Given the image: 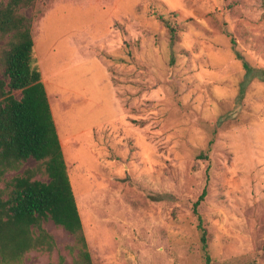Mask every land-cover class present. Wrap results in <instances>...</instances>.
<instances>
[{
    "label": "rangeland",
    "instance_id": "1",
    "mask_svg": "<svg viewBox=\"0 0 264 264\" xmlns=\"http://www.w3.org/2000/svg\"><path fill=\"white\" fill-rule=\"evenodd\" d=\"M20 12L93 264H204V188L211 263L264 264V0H34ZM27 168L47 181L29 157L0 177L2 198ZM41 226L50 250L0 264H80L69 231Z\"/></svg>",
    "mask_w": 264,
    "mask_h": 264
},
{
    "label": "trees",
    "instance_id": "2",
    "mask_svg": "<svg viewBox=\"0 0 264 264\" xmlns=\"http://www.w3.org/2000/svg\"><path fill=\"white\" fill-rule=\"evenodd\" d=\"M33 1H0V37L8 36L0 56V177L32 157L43 166L48 179H34V169L27 168L7 182L6 198L0 190V258L16 260L27 250L45 246L50 250L54 240L41 221L51 218L79 243L80 264H93L42 74L33 58L30 19L20 12ZM167 26L173 37L174 28ZM15 90L20 92L19 98L13 94ZM204 194L205 188L194 202L193 212L204 264H212L207 230L197 211ZM245 264L263 263L252 260Z\"/></svg>",
    "mask_w": 264,
    "mask_h": 264
},
{
    "label": "crops",
    "instance_id": "3",
    "mask_svg": "<svg viewBox=\"0 0 264 264\" xmlns=\"http://www.w3.org/2000/svg\"><path fill=\"white\" fill-rule=\"evenodd\" d=\"M43 79V78H42ZM47 96H48V94H47ZM48 100H49V97H48ZM50 101V100H49ZM51 111H52V109H51ZM52 116H53V113H52ZM55 122V121H54ZM55 125H56V123H55ZM56 129H57V127H56ZM60 139V138H59ZM61 142V146H63V143H62V141H60ZM63 149V148H62ZM65 159V158H64ZM66 163V162H65ZM69 175V174H68ZM83 225V224H82ZM83 231H84V226H83ZM85 233V232H84ZM87 239V238H86Z\"/></svg>",
    "mask_w": 264,
    "mask_h": 264
},
{
    "label": "bare ground",
    "instance_id": "4",
    "mask_svg": "<svg viewBox=\"0 0 264 264\" xmlns=\"http://www.w3.org/2000/svg\"><path fill=\"white\" fill-rule=\"evenodd\" d=\"M79 212H80V213H83L82 209H81V211L79 210ZM80 216H81V219H82V214H80Z\"/></svg>",
    "mask_w": 264,
    "mask_h": 264
}]
</instances>
